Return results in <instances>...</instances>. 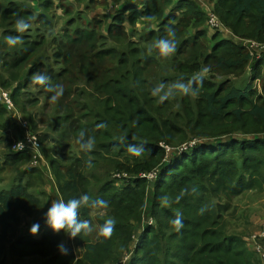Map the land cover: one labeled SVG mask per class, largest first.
Wrapping results in <instances>:
<instances>
[{"label":"trees","instance_id":"16d2710c","mask_svg":"<svg viewBox=\"0 0 264 264\" xmlns=\"http://www.w3.org/2000/svg\"><path fill=\"white\" fill-rule=\"evenodd\" d=\"M94 1L0 0V87L26 118L24 127L0 103V264H261L229 210L246 193H264V84L262 93L254 88L264 49L209 33L193 0H109L111 14L88 17ZM212 2L233 35L264 46V0ZM20 18L30 23L22 34ZM16 35L22 43L9 47L6 37ZM161 38L175 40L168 57L155 48ZM246 72L249 83L236 88ZM40 73L44 86L33 83ZM177 83L196 94H182ZM60 86L63 95L52 101ZM27 133L38 137L45 166L34 165L29 150L11 151L12 139ZM80 133L82 143L94 141L91 151L80 150ZM49 177L59 198L108 201L106 209L79 210L93 232L72 246L49 228L39 238L19 231L51 198ZM177 213L179 232L171 224ZM109 218L115 229L105 239L99 227ZM61 243L67 255L57 250Z\"/></svg>","mask_w":264,"mask_h":264},{"label":"clouds","instance_id":"9594fccd","mask_svg":"<svg viewBox=\"0 0 264 264\" xmlns=\"http://www.w3.org/2000/svg\"><path fill=\"white\" fill-rule=\"evenodd\" d=\"M34 19V18H33ZM30 28V23L24 20L23 18L17 19L15 30L18 33H24L26 30ZM169 37H174L175 32L172 28L168 30ZM6 43L9 47H14L17 44L22 43V36H7ZM155 48L158 50L159 55L162 57H168L170 54L176 51V44L174 39H165L161 38L156 42ZM209 71L208 68L202 70L200 74H197L194 79L203 77L204 73ZM202 82V81H201ZM33 83L36 85L44 86L48 83V77L43 74H34ZM162 87V85H161ZM174 87L182 94H193L196 93L190 92L189 86L184 83H177ZM51 90V89H48ZM64 89L62 86L55 91V95H53L50 99L52 101H56L59 97L63 95ZM160 92V88H156L152 91L153 96H157ZM169 98V93H166L163 96H159L160 102ZM98 127H103V125H98ZM4 136L3 129L0 128V142L3 143L2 138ZM83 133H80L79 137L76 139V143L79 145L81 151H91L94 147V141L89 139L86 143H82ZM24 148V144L22 142H18L14 149L21 150ZM32 148L39 151V146L37 144H32ZM129 153L134 157H140L142 155V150L138 148H130ZM165 205L168 204V200L164 198ZM108 201L100 198L93 199L87 193H82L78 197H74L68 200H64L63 198L57 199L50 203L47 211L44 213V219L48 228L54 233H62L66 234L68 239H74L80 236H88L93 232V227L91 221L87 219H79L78 214L79 210L82 207L88 208H99L106 209L108 208ZM5 211L3 209L0 212ZM171 224L174 226L175 230L179 232L181 228H183V217L180 213H177L175 218L171 221ZM40 225L38 223H34L29 228V233L31 235L37 234ZM115 229V220L112 218L106 219L103 224L99 227V236L108 239L112 236V233ZM57 250L61 255H67L68 249L67 247L61 243L57 246Z\"/></svg>","mask_w":264,"mask_h":264},{"label":"rangeland","instance_id":"374dc122","mask_svg":"<svg viewBox=\"0 0 264 264\" xmlns=\"http://www.w3.org/2000/svg\"><path fill=\"white\" fill-rule=\"evenodd\" d=\"M108 1L109 0H96V1H94L95 2L94 8L92 7V10L89 12V15H86V16H88V17L94 16L95 17V14H101V13H105V12L108 14H111L112 7H110V4L108 3ZM193 1H195L196 3H198L201 6L202 10L205 11L206 16H208V14H210V13L214 14L213 6H212L213 0H193ZM55 2H56V4H59V3H57V0H55ZM69 2H70V0H66V2L64 4L67 5ZM34 8H36V4H34ZM61 14H62L61 10L56 9V15L59 18L60 26L62 25V21H61L62 15ZM214 16L216 17L214 25H213L214 28H212L210 26L208 20H206V25H207L206 27L209 30V33L212 34L213 32L214 33L219 32L220 36L222 35L223 38H228L230 40H233L236 43H239L240 45H246V44H249L253 41V40H249L246 38H241L239 36L233 35L232 31L229 28L225 27L219 21L216 14H214ZM83 22L85 23L84 20H83ZM139 26H141V25L139 24ZM149 26H151V25H149ZM244 47H246L249 50L248 46H244ZM259 49H264V46H260ZM250 51H253V50H250ZM252 54L256 55V51H254ZM249 79H250L249 72H246L241 78L236 79L233 82V84L238 89H244L246 87V85L249 83ZM263 84H264V75H263L262 79L254 82V88L258 92L262 93L263 92L262 91ZM39 99H40V101H42L43 96L39 95ZM15 109H16V113H17L16 116L17 117H13V115L9 112L11 117L13 118V120H16L17 123H19V121H21V120L25 121L26 118L23 114L24 111H21V109L18 107L16 108V106H15ZM27 110L28 109H26V112H28ZM15 142H18V141L12 139L11 144H14ZM194 143L196 144L197 141L196 142L192 141V142H189L188 144L181 145L177 149L171 150L170 148H168L166 150V152L168 153V155L171 156L172 154H174L176 152H180V151L185 150L186 147L193 146ZM11 144H10V146H12ZM40 152L43 153L41 148H40ZM33 162H34V165H36V162L34 160H33ZM49 180H50V177H49ZM50 186L52 187V183L49 184V187ZM45 190H46L47 194L49 195V193L47 191L48 190L47 184L45 186ZM47 199L48 198H46V202L48 203L51 199H48V200ZM48 206H49V204H47L45 206V208L48 209ZM233 212H234V218H235V220H233V221H235V225H234L235 229H237L238 231L246 233L245 234L246 237L244 238L245 240L248 239L251 242L253 239H256L258 237L257 234L259 233V231L262 228H264V193L250 192V193H246V195L242 196L239 199H235L231 205V209L229 210V214H233ZM26 220H29V219H26V218L23 219V222H25V223L20 228V230H19L20 233L27 231V227H28L27 224L30 222V220L29 221H26ZM37 220H38L37 223L40 225V227H39L37 234L34 235L35 238L38 236V234H41L42 232H44L48 228V226L46 225L45 219H42V220L37 219ZM41 222H43V223L41 224ZM150 223H151L150 220L147 218L143 221L144 225L150 224ZM257 223L259 224V230L252 232L256 228ZM249 245H250V243H249ZM249 245L247 244L248 247H250ZM10 261H11V259L8 256L7 263H10ZM30 261H36L37 264L42 263V260L39 258L26 259L23 261V263L26 264Z\"/></svg>","mask_w":264,"mask_h":264},{"label":"built area","instance_id":"2783aa9c","mask_svg":"<svg viewBox=\"0 0 264 264\" xmlns=\"http://www.w3.org/2000/svg\"><path fill=\"white\" fill-rule=\"evenodd\" d=\"M215 18L216 17L214 16V14H211V13L208 14V16H207V20H208V22L212 28H214L213 25L215 22ZM242 46H248V48L250 50H256L257 48H260L261 45L252 41L251 43L246 44V45H242ZM10 95H11L10 91L5 90V89L0 87V103L3 104V106L7 109L8 112H10L13 115V117H17L16 116L17 115L16 109H15L14 103H13ZM21 123L25 127L26 121H22ZM18 142H22L24 144L23 149H21V150L14 149L15 145ZM18 142H15L14 144H12L11 151L21 152L24 150H29L31 152L35 162H37V163L42 162V153L40 152V147H39V151L32 148V144H37L39 146L37 136L32 135L30 133H27L25 135V137H23V139L18 141ZM257 235H258V237L256 239H253L251 242L248 239L245 241L248 245L250 243L249 248L258 254L261 261H264V228H262Z\"/></svg>","mask_w":264,"mask_h":264},{"label":"crops","instance_id":"0c3cea01","mask_svg":"<svg viewBox=\"0 0 264 264\" xmlns=\"http://www.w3.org/2000/svg\"><path fill=\"white\" fill-rule=\"evenodd\" d=\"M44 166H45V160H44V158H43V156H42V162H41ZM52 183V187L50 186L49 187V184H51ZM48 193H49V195L51 196V198H49L48 197V199H51L48 203L46 202L45 203V206L47 205V204H49V206H50V203L52 202V201H55V200H57V199H60L58 196H57V190H56V185H55V183H54V181H53V179L50 177V180H49V183H48ZM55 194V195H54ZM57 199H56V198ZM47 199V200H48ZM48 206V207H49ZM47 211V208H45L44 207V209L40 212V213H38L35 217H33V218H26V219H29L30 220V222L27 224V231H24L25 233H29V228L31 227V225L32 224H34V223H37V219H39V220H42V219H44V213ZM29 220H26V221H29ZM25 222H22V225L24 224ZM43 222H41V224H42ZM22 225L20 226V228L22 227ZM30 226V227H29ZM257 230H259V224L257 223V225H256V228L252 231V232H254V231H257ZM24 232H22V234H25ZM30 234V233H29ZM32 236H34V235H32ZM39 236H40V234H38V236L36 237V238H39ZM35 237V236H34ZM65 244H67L68 246H72V239L70 240V239H68V237H67V239H66V242H65ZM261 264H264V261H261Z\"/></svg>","mask_w":264,"mask_h":264}]
</instances>
